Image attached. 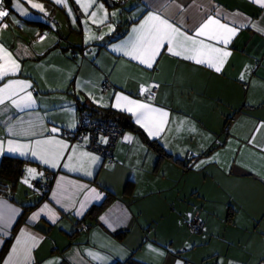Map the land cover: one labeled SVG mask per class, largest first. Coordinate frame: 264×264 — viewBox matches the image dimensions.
Instances as JSON below:
<instances>
[{
	"label": "crops",
	"instance_id": "0c3cea01",
	"mask_svg": "<svg viewBox=\"0 0 264 264\" xmlns=\"http://www.w3.org/2000/svg\"><path fill=\"white\" fill-rule=\"evenodd\" d=\"M34 2L44 11L21 0L22 15L4 3L10 15L0 22L7 24L0 44L19 71L0 87L26 81L30 87L14 99L30 92L34 104L0 105V162L18 158L20 175L42 180L49 172L52 180L46 194L20 179L0 194V214L10 218L0 223V264H264V7L255 0H93L85 11L76 0ZM149 12L194 37L209 17L235 28L227 45L195 37L230 52L222 70L163 49L152 68L125 55ZM118 96L167 112L160 130L149 135L115 106ZM75 103L95 116H121L172 158L159 159L128 128L111 162L73 143L65 133L75 132ZM53 138L66 145L56 167L31 154L36 141ZM10 141L27 145L24 154L9 151ZM91 208L98 211L90 216ZM194 218L204 228L193 234ZM81 224L88 229L78 232Z\"/></svg>",
	"mask_w": 264,
	"mask_h": 264
},
{
	"label": "snow or ice",
	"instance_id": "6c2138e0",
	"mask_svg": "<svg viewBox=\"0 0 264 264\" xmlns=\"http://www.w3.org/2000/svg\"><path fill=\"white\" fill-rule=\"evenodd\" d=\"M5 0H0V22L5 17L10 15L9 10L4 7ZM24 2L31 5L32 8L44 11L42 4L34 2V0H24ZM56 3H61L62 0H55ZM78 4L85 11L92 7L93 0H88L87 3H81V0H76ZM264 7V0H255ZM11 6L16 11H19L22 15L27 14L26 9L23 7L21 0H11ZM103 8V5L99 6ZM91 15L95 17L96 13L92 12ZM107 12L104 16L107 18ZM115 15V13H113ZM95 22V21H94ZM103 22V21H101ZM0 27L7 28V24H0ZM133 38L124 46V54L132 57V59L138 60L140 64L146 65L148 68H152L156 63V58L161 54L162 49L168 51L172 55L177 57H183L186 60H192L196 64H205L210 68H214L216 72H220L226 58L230 56V52L216 47L213 44H206L203 40H198L195 37L206 36L210 40H214L217 43L227 45L233 35L236 33V29L229 27L225 24H221L219 20L209 17L204 23H202L195 30V37L190 36L184 31H181L179 27L171 23L167 18L153 12H149L143 19L138 27L132 29ZM166 46V48H165ZM119 50V49H118ZM19 71V64L13 58L10 53L2 44H0V80L9 75H14ZM243 79V77H241ZM30 85L26 81L9 80L7 83L0 87V105L5 101H11L17 108L31 107L34 104L31 93H27L25 96L14 99L19 95V92L25 91ZM142 87L141 91H147ZM123 100L126 103L121 105L120 101ZM118 108L131 112L136 117V122L148 131L149 135H155L160 130V126L164 123L165 118L168 116L167 112L161 109L153 108L148 104L141 103L136 100H130L126 96H118L117 104ZM264 127V125H262ZM155 129V131H154ZM53 132L57 131L52 129ZM125 139H131V137H125ZM106 143L107 141H102ZM28 147L27 145H18L13 142H9V151H20L21 155L24 154L22 149ZM66 147L62 141L53 139L36 141L35 147L32 149L31 154L37 157L44 164L56 167L60 159L62 150ZM84 156L90 157L94 163L98 157L91 156L89 153H83ZM67 167V165H65ZM29 176L35 178L37 175L36 169H27ZM91 174L90 172L88 173ZM24 183H28L25 179ZM94 191V190H93ZM45 208L48 206L45 205ZM15 210H13L14 212ZM41 212L44 209L40 210ZM40 213H35L31 217L32 220H36ZM10 218L6 219L3 214H0V223L7 225ZM23 234V233H22ZM33 241L35 237H30ZM20 240H17V244ZM17 249L14 247L13 252ZM30 251V249L28 250ZM27 259V256L25 257ZM179 264V262H177Z\"/></svg>",
	"mask_w": 264,
	"mask_h": 264
},
{
	"label": "built area",
	"instance_id": "2783aa9c",
	"mask_svg": "<svg viewBox=\"0 0 264 264\" xmlns=\"http://www.w3.org/2000/svg\"><path fill=\"white\" fill-rule=\"evenodd\" d=\"M43 16L47 19L49 18L48 14L46 13L43 14ZM46 33H50L49 28L46 29ZM41 35L42 34L39 36ZM108 87V82L104 81L101 88L102 93H105ZM152 93H155V90ZM75 107L77 109L75 132L65 133V136L73 143L83 146L90 152L96 153L102 157L103 160L111 162L113 150L122 137L124 128L112 118L93 115L85 108L80 107L78 103H75ZM104 140L107 142H102ZM19 179L21 181L27 179V184L31 189H40L46 194L51 186L52 174L49 172L44 173L42 180L25 178L24 175L21 174ZM187 227L189 232L194 234L203 230L204 223L200 219L194 218L188 222ZM87 229V225L81 224L78 228V232H83Z\"/></svg>",
	"mask_w": 264,
	"mask_h": 264
},
{
	"label": "trees",
	"instance_id": "16d2710c",
	"mask_svg": "<svg viewBox=\"0 0 264 264\" xmlns=\"http://www.w3.org/2000/svg\"><path fill=\"white\" fill-rule=\"evenodd\" d=\"M9 2L10 0H5L4 3L5 5H7L9 4ZM105 117L112 118L113 120L118 122L123 128L135 130L141 136L143 141L148 145V147L153 149L157 153L159 159L172 158V156L166 153L159 144L147 140L144 134L139 129H135L133 125L128 122V120L110 112L106 113ZM173 161L177 163L180 162L178 159H174ZM21 165L22 160L18 158H13L9 156H5L2 158L0 162V194L3 193L6 189L11 188L16 184L21 173ZM109 199L110 197H108L99 208L104 207L108 203ZM94 211L96 212L98 210L96 208H91L88 212V215L91 216Z\"/></svg>",
	"mask_w": 264,
	"mask_h": 264
}]
</instances>
